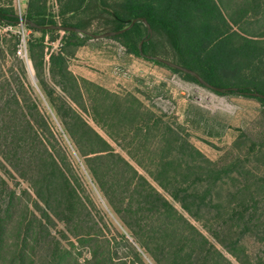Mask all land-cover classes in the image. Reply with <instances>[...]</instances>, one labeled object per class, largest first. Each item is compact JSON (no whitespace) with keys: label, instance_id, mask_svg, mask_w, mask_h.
I'll list each match as a JSON object with an SVG mask.
<instances>
[{"label":"trees","instance_id":"trees-1","mask_svg":"<svg viewBox=\"0 0 264 264\" xmlns=\"http://www.w3.org/2000/svg\"><path fill=\"white\" fill-rule=\"evenodd\" d=\"M262 1L240 0L242 24L247 22L253 6H258L264 22ZM56 3L58 11L54 13L48 0L27 1L25 12L21 14L24 27L41 34L29 38L27 58L37 78L47 69L50 75L59 73L64 82H71L75 88L71 93L65 89L63 81L54 82L62 91L59 100L65 106L64 110L55 98L49 96V100L92 180L141 249L136 250L132 242L119 233L128 250L141 264H144L141 252L153 264H234L224 251L238 264H264V258L252 262L240 243V220L247 213L249 216L254 214L258 205H264V177L254 174L236 158L209 159L180 134L177 127L140 101L74 76L67 67V59L74 55L76 47L90 38L89 35L63 31L59 37V30L39 28L30 22L39 26H75L98 33L90 30L95 18L101 20L98 28L105 31L122 29L136 19L128 29L110 38L135 54H140L139 43L142 41V52L156 56H161L162 52L157 51L155 40L162 39L174 56L173 62L194 70L214 86L235 87L228 92L242 95H251L252 91L264 94V33H244L240 35V43L234 41L230 23L237 24V12L234 16L230 14L225 0H56ZM100 12L106 15L102 17ZM141 18L146 19L150 32ZM18 21L19 14L0 7L1 24L14 27ZM58 38L60 46L50 50V44ZM10 54L24 74L23 58ZM176 70L184 77L198 81L193 75ZM82 83H87L93 90L87 91ZM96 95H102L107 101L109 118L110 108L118 106L120 119L135 124L134 127L124 124L121 130L125 135L133 129L145 131L146 136L151 135L152 130L156 132L151 138L128 143V146L139 147L144 154L142 158H133L127 151L131 159L123 156L110 143L114 141L111 128L100 127L103 136L83 117L82 112L88 113L97 124L100 113L95 108ZM259 99L264 102L263 98ZM26 101H33L28 93L0 96V156L12 164L20 177L28 180L37 204L47 210L48 219L58 211L73 213L75 209L86 208L68 174L70 163L66 156L60 160L49 143L50 137H54L52 128L38 107L33 105L31 111L23 108ZM146 113L148 117L140 122L138 117ZM158 123L163 127L160 132L155 128ZM233 169L247 187L220 192L224 179L232 180L234 185L240 184L231 175ZM14 195L11 192L7 196L6 205L0 203L4 207L0 214V252L3 232L13 214ZM184 212L190 218L202 221L204 230L223 249L211 242ZM33 215L34 220L26 222L27 227H24V218L19 223L26 233L31 232L30 237L33 236V221L39 225L42 222ZM95 230L82 233L81 238L95 246L89 249L90 258L85 264H129L126 256H113L110 239L104 235L97 239ZM24 237L22 244L26 245L29 239ZM33 241L37 244L36 239ZM97 243L102 250L98 249ZM48 256L46 264H77L72 249L59 242L51 247ZM13 257L11 263L25 264L28 257L25 247H19Z\"/></svg>","mask_w":264,"mask_h":264},{"label":"rangeland","instance_id":"rangeland-1","mask_svg":"<svg viewBox=\"0 0 264 264\" xmlns=\"http://www.w3.org/2000/svg\"><path fill=\"white\" fill-rule=\"evenodd\" d=\"M27 1L0 0V7L10 8L17 14H24ZM225 1L229 5L230 14L234 16V13L237 12L235 16L237 24L230 23V32L234 41L240 43V35H245L244 33L255 35L264 33L263 17L258 11V6L256 8L253 6L254 10L248 14L247 22L242 24L240 22V0ZM48 6L51 11L57 13L56 0H48ZM233 8L234 10H232ZM100 13L102 17L106 15ZM100 23L101 20L95 18L90 30L98 31V33L104 32V29L98 28ZM7 27L8 25L0 23V96L8 97V95L28 93L32 97L33 101H26L22 106L26 111H31L33 105L38 107L52 128L54 137H50L49 143L53 146V150L56 151L60 160L66 156L70 163L68 174L75 185L78 197L84 201L86 208L75 209L73 213L67 211L60 213L58 211V214H53L48 219L47 210L42 204H37V198L28 180L20 177L13 170L12 164L0 156V203L6 205L7 196L11 192L15 194L11 209L13 214L2 235L4 242L0 252V264H13L11 263L15 259L13 255L21 246L25 247L28 254L25 264H46L51 247L57 242L72 249L77 264H85L90 258L89 249L91 246H95L81 237L82 233L90 229L93 231L96 229L98 234L95 236L98 237L97 239L104 237L110 239L113 256H126L130 260L129 264H141L128 250L119 233L124 234L136 250L141 251V249L134 243L92 180L82 157L67 136L50 103L49 96L55 98L61 109H65L59 100L63 95L62 91L54 83L55 81H63L62 77L58 75L59 73L50 75L45 69L37 78L30 59H25V57H22L25 67L23 74L19 64L10 54L18 55L16 53L19 44L18 38L20 39L22 31H24L27 46L30 37H40L41 34L26 27H23L24 30L20 26H14L10 29ZM62 34L63 31L59 30V37ZM260 37L262 38V36ZM60 43V38H58L50 44V50H57ZM165 44L162 39L155 40L157 51L162 52L159 57L165 56L162 58L172 61L174 56ZM67 67L74 76L83 79L85 82H91L121 96L140 101L156 115L162 116L164 121H168L177 127L180 134L188 138L209 159L236 158L239 159V163L243 162L254 174L264 177V102L258 97L220 92L206 87L198 81L184 77L176 69L162 62L127 52L125 47L110 37L88 38L82 45L76 47L74 55L67 59ZM62 83L65 84L67 91L75 92L71 82L63 81ZM82 84V87L87 91L93 90L87 83ZM93 93L95 94L94 91ZM96 96L98 98L95 108L100 113L97 116V124L88 113L82 112L83 117L103 136L105 135L100 127L111 128L114 141H110V143L123 156L128 159H131L129 155L137 159L142 158L144 154L139 147L128 146V143L151 138L156 132L152 130L151 135L146 136L145 131L139 132L132 128L133 130L125 135L121 128L127 123L120 119L119 107L110 108L111 117L109 118L107 101L103 99L102 95ZM88 107L90 109L89 104ZM147 117L146 113V115H140L138 118L142 122ZM127 125L129 127L135 126L133 123ZM155 128L159 132L163 130L160 123L156 124ZM126 151L129 152V155ZM148 155L152 156V154ZM234 171L236 170L233 169L231 175L237 178L240 184L234 185L232 180L224 179L225 184L222 185L220 192L226 193L229 190L233 191L236 188L241 190L247 187L244 185V179L235 174ZM2 182L4 186H2ZM258 206L254 214L252 213L253 215L249 216L247 213L240 220V243L246 248L252 262L264 258V205ZM176 207L180 209L177 204ZM3 209L4 207L0 206V214H2L1 210ZM33 213L42 222L40 225L37 223V225L33 221V236L30 237L31 232L26 233L24 227L28 226L26 222L30 223L34 220ZM184 214L208 236L211 242L223 249L204 230L202 221L190 218L185 212ZM23 218L24 225H26L24 227L22 224L19 225ZM103 235L104 237H102ZM22 236L29 239L26 241V245L22 244ZM34 239H36L37 244L34 243ZM99 244L97 243V247L102 250ZM224 253L234 264H238L230 254L225 251ZM141 259L144 264H153L150 258L142 252Z\"/></svg>","mask_w":264,"mask_h":264},{"label":"water","instance_id":"water-1","mask_svg":"<svg viewBox=\"0 0 264 264\" xmlns=\"http://www.w3.org/2000/svg\"><path fill=\"white\" fill-rule=\"evenodd\" d=\"M141 20L145 23V25L147 27V31L150 32L151 28H150L149 24L147 23L146 19L145 18H141ZM135 21H136V19H133L128 26H126V27H124L122 29L109 30V31L101 32V33H91V32H89L87 30H84V29H81V28H78V27H75V26H63V25H59V24H51V25L39 26V25H36L33 22H30V25L37 26L39 28H44V29H55V30H62V31H75V32H78V33L87 34V35H89L92 38H103V37H110L112 35L119 34V33L123 32L124 30L128 29ZM141 44H142V41H140V43H139V52H140V54L142 56H144L146 58H149V59L157 60L159 62L164 63L167 66H170V67L176 68L178 70L187 72V73L193 75L198 80L199 83H201L202 85H204L206 87H209L211 89H214V90H217V91H220V92H228L230 90H235L236 89L235 87H218V86H214V85L208 83L207 81H205L197 72H195L192 69L186 68V67H184L182 65H179V64H177V63H175V62H173L171 60H168V59L156 56V55L143 53L142 50H141ZM250 94L252 96H256V97L264 99V94L263 93H260V92H257V91H252V92H250Z\"/></svg>","mask_w":264,"mask_h":264},{"label":"built area","instance_id":"built-area-1","mask_svg":"<svg viewBox=\"0 0 264 264\" xmlns=\"http://www.w3.org/2000/svg\"><path fill=\"white\" fill-rule=\"evenodd\" d=\"M20 26L23 30H24V22L23 19L21 17V14H19V21L16 27ZM7 28H13L12 26H8ZM22 35L20 36L19 39V44H18V48L16 53L21 56V57H25V59H27V49H26V42H25V35H24V31H22Z\"/></svg>","mask_w":264,"mask_h":264}]
</instances>
